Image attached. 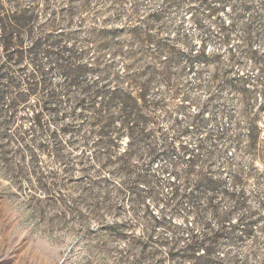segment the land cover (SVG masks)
<instances>
[{
  "label": "rangeland",
  "instance_id": "1",
  "mask_svg": "<svg viewBox=\"0 0 264 264\" xmlns=\"http://www.w3.org/2000/svg\"><path fill=\"white\" fill-rule=\"evenodd\" d=\"M84 4L80 18L120 31L122 51L137 57L135 65L130 59L132 71L149 85L147 106L156 126L150 123L149 140L138 146L135 174L152 179L160 200H150L151 213L140 208L134 219L131 196L112 193L104 201L88 179L41 188L20 180L19 159L7 164L0 149V264H171L184 260H172L171 245L150 239L178 238L182 250L192 235L222 227L229 233L216 244L214 261L264 264V160L249 147L251 125L264 128V0H76L79 8ZM134 26L147 35L143 45L128 35ZM30 113L20 114L26 127ZM5 119L0 117V145ZM174 143L188 153L167 152ZM150 146L157 150L154 159ZM190 158L196 160L192 173ZM43 162L47 174L56 170L49 159ZM206 177L218 186H206ZM174 188L183 195L176 199L178 212L164 208ZM227 193L243 196L245 205L235 208ZM64 207L76 212L65 215ZM230 211L232 219L219 223L215 213ZM164 218L177 227L149 226ZM244 218L252 235H243ZM116 223L126 226L115 229Z\"/></svg>",
  "mask_w": 264,
  "mask_h": 264
},
{
  "label": "trees",
  "instance_id": "2",
  "mask_svg": "<svg viewBox=\"0 0 264 264\" xmlns=\"http://www.w3.org/2000/svg\"><path fill=\"white\" fill-rule=\"evenodd\" d=\"M86 10L87 5L79 8L76 0H0V117L6 118L1 133L5 141L0 149L7 164L19 159L20 180H34L41 188L58 180H91L104 201L112 193L131 196L130 214L136 219L140 208L151 213L150 200H160L152 179L135 174L139 165L136 161L141 159L138 146L149 140L153 132L150 123L156 126L153 111L147 106L149 85L132 71L130 59L135 65L137 57L122 51L123 42L117 41L120 31L81 19ZM128 35L140 45L147 38L137 26ZM160 51L162 48L157 47L156 53ZM201 56H207L205 48ZM121 62L123 66L119 67ZM30 109L32 124L26 127V116L20 114ZM263 132L257 123L249 132V147L261 160ZM39 138L44 141L37 143ZM126 138L127 147L120 151ZM172 150L188 153L187 146L178 147L176 143L166 149ZM148 154L156 158V148L150 146ZM43 158L49 159L56 170L47 174ZM187 162L192 173L196 160ZM201 182L211 188L218 186L207 177ZM45 194L50 196L52 192L46 190ZM171 195V199L165 198L164 208L178 212L181 203L176 199L183 195L176 188ZM227 195L235 208L245 205L243 196ZM74 212V208H63L65 215ZM215 215L223 224L232 219L233 212ZM239 222L244 226L243 235H252V223L245 218ZM124 226L116 223L114 228ZM149 226L154 230L159 226L177 227L171 218L151 220ZM228 233L222 227L215 233L204 232L201 238L192 235L182 250L178 238L171 242L150 239L149 243L171 245L169 258L184 260L171 264H225L214 261L213 251Z\"/></svg>",
  "mask_w": 264,
  "mask_h": 264
}]
</instances>
